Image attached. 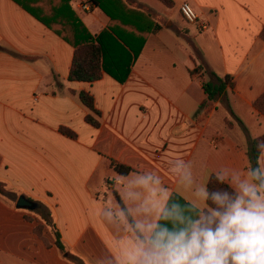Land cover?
I'll return each instance as SVG.
<instances>
[{
	"label": "crops",
	"instance_id": "0c3cea01",
	"mask_svg": "<svg viewBox=\"0 0 264 264\" xmlns=\"http://www.w3.org/2000/svg\"><path fill=\"white\" fill-rule=\"evenodd\" d=\"M21 1L43 15L68 6L94 37L109 31L111 18L89 0ZM123 1L161 28L146 35L126 82L104 72L89 83L70 80L71 44L15 0H0V183L11 193L0 195V264H75L40 208H17L21 196L51 209L69 253L97 264L104 247L114 252L97 216L121 174L113 162L130 172L157 169L175 189L170 160L191 161L203 182L224 166L246 170L249 139L264 137V116L254 109L264 93V0ZM184 2L206 29L185 21ZM120 60L123 72L128 61ZM202 63L235 87L199 111L207 96L191 71ZM81 92L93 97L99 126L87 121Z\"/></svg>",
	"mask_w": 264,
	"mask_h": 264
},
{
	"label": "clouds",
	"instance_id": "9594fccd",
	"mask_svg": "<svg viewBox=\"0 0 264 264\" xmlns=\"http://www.w3.org/2000/svg\"><path fill=\"white\" fill-rule=\"evenodd\" d=\"M246 170L224 166L198 181L193 163L173 159L117 174L97 210L114 252L97 264H264V140ZM213 184V187H209Z\"/></svg>",
	"mask_w": 264,
	"mask_h": 264
},
{
	"label": "trees",
	"instance_id": "16d2710c",
	"mask_svg": "<svg viewBox=\"0 0 264 264\" xmlns=\"http://www.w3.org/2000/svg\"><path fill=\"white\" fill-rule=\"evenodd\" d=\"M15 1L75 48L73 65L70 72L71 81L92 83L101 79L103 73L106 72L119 82H126L133 60L143 50L146 35L156 32L161 28L153 22L149 14L131 9L123 0H89L111 18L109 31H105L100 36L94 37L78 15L68 6L63 15H59L56 11L43 15L30 9L21 0ZM163 1L169 2V0ZM132 17L138 22L134 27H130L133 26L129 21V19H133ZM261 36L264 40V30ZM104 37H108L106 39H109L110 42L104 40ZM121 58L128 61L127 69L123 72L121 69ZM191 73L201 76L203 89L207 96L200 105L199 111L208 108L214 102L221 99L227 100L228 91L235 87L233 78L230 75L220 77L204 63L191 71ZM204 74L209 75L208 81L204 79ZM79 96L82 103L91 112L87 116V121L95 126H99L100 123L96 120L95 116H101V113L95 108L93 97L87 92H81ZM254 109L264 116V93L255 101ZM63 133L72 137L75 136L74 133L66 129H63ZM259 140H264V137L249 139L248 155L250 161H255L257 157L256 144ZM112 165L121 174L130 172L129 168L116 162H113ZM213 186V184H209V187ZM0 195L11 197V193L2 183H0ZM37 214L51 228L56 238V246L63 254L67 255V259L75 264H85L81 258L68 252L55 224L51 209L45 205H41ZM36 231L39 235H42V227L37 228Z\"/></svg>",
	"mask_w": 264,
	"mask_h": 264
},
{
	"label": "built area",
	"instance_id": "2783aa9c",
	"mask_svg": "<svg viewBox=\"0 0 264 264\" xmlns=\"http://www.w3.org/2000/svg\"><path fill=\"white\" fill-rule=\"evenodd\" d=\"M83 8L89 9V6L83 5ZM180 12L185 19V21L189 24H198L202 29H206L207 25L203 22H200L199 15L197 14L196 10L189 2H184L180 7Z\"/></svg>",
	"mask_w": 264,
	"mask_h": 264
},
{
	"label": "water",
	"instance_id": "95a60500",
	"mask_svg": "<svg viewBox=\"0 0 264 264\" xmlns=\"http://www.w3.org/2000/svg\"><path fill=\"white\" fill-rule=\"evenodd\" d=\"M17 208L29 211H37L40 208V204L25 197L21 196L18 198L16 203Z\"/></svg>",
	"mask_w": 264,
	"mask_h": 264
},
{
	"label": "rangeland",
	"instance_id": "374dc122",
	"mask_svg": "<svg viewBox=\"0 0 264 264\" xmlns=\"http://www.w3.org/2000/svg\"><path fill=\"white\" fill-rule=\"evenodd\" d=\"M206 76H207V77H206ZM204 77H205L204 79H205L206 81H208V80H209V75H207V74H204ZM212 105H213V104H212ZM209 107H210V106H209ZM209 107H208V108H209Z\"/></svg>",
	"mask_w": 264,
	"mask_h": 264
}]
</instances>
